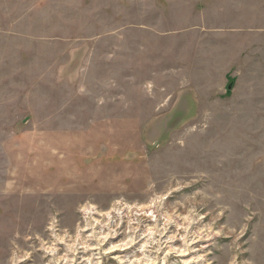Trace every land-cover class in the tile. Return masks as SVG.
<instances>
[{"label":"rangeland","instance_id":"obj_1","mask_svg":"<svg viewBox=\"0 0 264 264\" xmlns=\"http://www.w3.org/2000/svg\"><path fill=\"white\" fill-rule=\"evenodd\" d=\"M135 216L264 264V0H0V264H147Z\"/></svg>","mask_w":264,"mask_h":264},{"label":"bare ground","instance_id":"obj_2","mask_svg":"<svg viewBox=\"0 0 264 264\" xmlns=\"http://www.w3.org/2000/svg\"><path fill=\"white\" fill-rule=\"evenodd\" d=\"M87 212L88 213H93L94 211L92 209H87ZM152 212H154V210ZM147 216L151 217V214L150 215H147ZM135 218L137 219V224H136V226L131 227L132 229H130V231H131L132 234H131V236H129L130 238L127 241V244L133 243V245L131 244L129 246V247H133L131 249V251H132L131 254L134 255V254L142 253L144 255V259L147 261V264L148 263L149 264L150 263H153L154 264L156 260L153 257H150V254L149 253H151V251L149 250L150 252H148L147 247L148 246L149 247H154L153 245H155L157 247V250H159L160 248H162L163 244H165L164 246H167V242L175 240L176 237L174 235L166 236V232L168 231V229L170 227H172V225L175 224V220L173 219V217L170 218L169 216H166L165 219L163 217L162 219L164 221H161V223H163V224L160 227V229L156 228L157 229L156 232H154V231H148L146 234H141V233H138L137 230H138V228L140 229V227H142V225H143L142 219L139 216H135ZM153 220L154 221H157L158 219H157V217H155ZM110 222H111V220H110ZM91 228H93V227H91ZM103 228L105 229V227H103ZM92 231L96 232V230H92ZM189 232L190 231H186L182 235V237H181V241H182V244H183L182 246L184 248L179 247L177 250H175V249H173L174 247H172V248H169L166 253L177 252L178 255H185V254L193 253L192 251L195 250V249H193L194 243L198 242L203 237L200 236V235H198V234H195V233L190 234ZM120 245H122V244H119V246ZM116 246H117L116 244L115 245H112V246H109V250H114V249L115 250H119V249L125 250L127 248L125 246H124V248L123 247H121V248L119 247L118 248ZM89 248H95V247H89ZM186 250H188V251H186ZM76 252H80V251H78V247H75L74 248V253H76ZM128 255H130V254H127L125 256V258L118 257L119 258V261H122V262L123 261H128V263L133 264L136 259L133 260V262H132L130 259H128ZM75 258H76V256H75ZM197 259L198 258L194 257V260L195 261Z\"/></svg>","mask_w":264,"mask_h":264}]
</instances>
